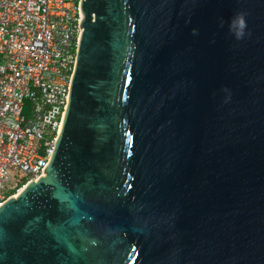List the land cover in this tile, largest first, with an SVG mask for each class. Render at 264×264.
Listing matches in <instances>:
<instances>
[{
    "label": "water",
    "instance_id": "water-1",
    "mask_svg": "<svg viewBox=\"0 0 264 264\" xmlns=\"http://www.w3.org/2000/svg\"><path fill=\"white\" fill-rule=\"evenodd\" d=\"M81 8L62 131L0 206V264H264V0Z\"/></svg>",
    "mask_w": 264,
    "mask_h": 264
},
{
    "label": "built area",
    "instance_id": "built-area-1",
    "mask_svg": "<svg viewBox=\"0 0 264 264\" xmlns=\"http://www.w3.org/2000/svg\"><path fill=\"white\" fill-rule=\"evenodd\" d=\"M82 0H0V206L45 176L82 35Z\"/></svg>",
    "mask_w": 264,
    "mask_h": 264
},
{
    "label": "clouds",
    "instance_id": "clouds-1",
    "mask_svg": "<svg viewBox=\"0 0 264 264\" xmlns=\"http://www.w3.org/2000/svg\"><path fill=\"white\" fill-rule=\"evenodd\" d=\"M247 28L246 16L244 13H237L234 15L229 23V30L237 39H242Z\"/></svg>",
    "mask_w": 264,
    "mask_h": 264
}]
</instances>
